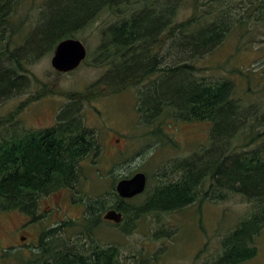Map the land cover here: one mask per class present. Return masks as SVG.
Segmentation results:
<instances>
[{"label": "trees", "instance_id": "trees-1", "mask_svg": "<svg viewBox=\"0 0 264 264\" xmlns=\"http://www.w3.org/2000/svg\"><path fill=\"white\" fill-rule=\"evenodd\" d=\"M17 1L0 0V97L23 90L22 80L27 81V71L22 66V56L52 50L60 41L73 37L102 10L115 12V17L124 14L119 7L126 2L50 0L46 4L48 10L55 5L63 7L64 1L79 5L65 10L58 20L13 47L19 33L15 34L16 26L10 18ZM141 1L131 14H124L126 17L121 20L116 17L102 34L105 39L100 54H105L102 59L110 64V69L100 84L109 93L117 94L155 76L148 88L145 86L147 90L138 96L136 110L144 123L155 121L161 106L177 120L208 122L210 140L207 148L177 161L174 165L179 173L177 180L151 193L145 191V198L137 208L132 209V203L128 202L135 198L120 199L113 186L116 200L107 208L135 221L148 213L175 211L196 202L222 201L228 192L238 194L254 202L253 213L222 240V251L212 264H242L256 256L253 242L264 229V109L259 112L255 106H243L235 97V83L230 79L198 77L200 69L194 60L211 54L232 31L247 30L249 21L264 25V0ZM129 5L132 8L133 4ZM180 5L191 11L182 21L177 19ZM167 40L173 60L167 68H161L164 55L159 52L162 46L163 53L166 52ZM25 59L28 62L32 58ZM244 72L251 75L249 70ZM180 75L184 78L179 82ZM96 87L81 93H62L68 102L58 110L57 122L51 129L21 127L18 132H9V126L17 124L13 120L20 110L0 118V127L6 126L7 132L0 138V213L15 211L34 216L41 197L76 188L81 162L88 156L96 158L101 154L97 135L86 128L81 114V104L93 101L101 93ZM85 197L82 194L79 200L83 203ZM102 197L84 202L81 224L84 228L91 219L99 217L93 213V204L104 208ZM127 202L131 204L126 205ZM73 227L72 221H66L59 229L68 231ZM77 235V239L65 241L55 235V230L45 229L40 236L43 264L116 263L115 247L99 250L93 245L92 255H85L80 245L83 237Z\"/></svg>", "mask_w": 264, "mask_h": 264}, {"label": "rangeland", "instance_id": "rangeland-1", "mask_svg": "<svg viewBox=\"0 0 264 264\" xmlns=\"http://www.w3.org/2000/svg\"><path fill=\"white\" fill-rule=\"evenodd\" d=\"M48 1H17L10 18V22L16 26L15 34L19 33L13 47L29 40L54 19L58 20L65 10L75 9L79 5L64 1L63 7L55 5L48 10ZM140 2L143 1L126 0L119 8L124 14H131ZM127 4H133L132 8ZM190 13V9L180 5L177 19L182 21ZM124 14L117 15V19L126 17ZM40 17L42 19L38 21ZM116 17L115 12L102 10L70 37L79 40L87 50L85 61L73 72L57 74L51 67L55 47L41 50L32 57L22 56L27 81L22 80L24 88L21 93L0 97V118L20 110L13 120L17 124L9 126V132H18L21 127L33 130L45 128L68 102L62 93H81L86 88L98 86L95 89L101 90V93L93 101L81 104V114L88 128L96 133L102 147L101 154L96 158L88 156L81 162V175L76 188L60 191L54 197L61 206L58 215L60 220L56 221L55 218L53 222L49 219L43 228L53 227L56 222L72 221L75 227L68 231L59 229L55 235L68 241L77 239L79 234L83 237L80 245H86L87 250L83 251L85 255L93 245H97L95 247L99 250L102 247H115L118 254L115 264H212L222 251V240L251 217L253 201L228 192L222 201L196 202L175 211L148 213L135 221L125 218L121 225L110 224L102 219L110 210L107 207L116 200L112 191L117 181L137 172L144 173L148 193L174 182L179 177L174 165L209 146L211 127L208 122L177 120L170 117L161 106L155 115L157 119L149 125L144 123L145 119L136 110L139 106L138 96L147 90L155 76L136 86H128L117 94L109 93L108 88L100 84L110 69V64L103 62L105 54H100L105 39L102 34L115 22ZM168 41L165 44L166 52L163 53V46L160 49L162 52H159L164 55L161 68H167L173 60ZM255 41L258 43H253ZM25 58L32 59L26 62ZM194 63L200 69L198 77L230 79L235 83V97L243 106H255L260 109L259 112L264 109V25L249 21L247 30L232 31L221 46L211 54L194 60ZM246 70L251 75L246 74ZM183 78L180 75L179 82ZM4 128L6 126L0 127V138L7 133ZM82 194L86 195L83 203L79 200ZM99 196H103L105 206L100 209L98 203L93 204V213L100 215L93 220V226L84 228L81 226L85 214L84 202L90 199L96 201ZM144 198L142 194L128 202L135 209ZM128 202L126 205L131 204ZM45 207L44 202L43 208L47 211ZM45 215L52 217V213ZM26 223V217L18 212L0 213V264H39L35 251L10 248L11 244H16L13 233ZM41 227H26L31 234L27 235L28 242H34ZM253 246L257 251L256 256L242 264H264V229L255 237Z\"/></svg>", "mask_w": 264, "mask_h": 264}, {"label": "water", "instance_id": "water-1", "mask_svg": "<svg viewBox=\"0 0 264 264\" xmlns=\"http://www.w3.org/2000/svg\"><path fill=\"white\" fill-rule=\"evenodd\" d=\"M86 57L84 45L77 39L69 38L58 43L51 58V67L58 72L67 73L79 67ZM146 176L138 172L129 178H123L115 184V192L123 200L132 199L141 195L146 188ZM106 221L119 224L122 220L121 213L109 210L103 215Z\"/></svg>", "mask_w": 264, "mask_h": 264}, {"label": "flooded vegetation", "instance_id": "flooded-vegetation-1", "mask_svg": "<svg viewBox=\"0 0 264 264\" xmlns=\"http://www.w3.org/2000/svg\"><path fill=\"white\" fill-rule=\"evenodd\" d=\"M129 5V4H127ZM55 47V46H54ZM54 50V49H53ZM57 74H68L70 72H67V73H62V72H58L56 71ZM57 114L55 116H53V121L48 125L46 126L45 128H41V129H36V130H46V129H51L52 127L55 126L56 122H57ZM83 118V116H82ZM84 120V123L86 125V128H88L86 122H85V119L83 118ZM26 130H33V129H27L26 127H24ZM101 151H102V147H101ZM60 191L62 192H66L68 191V189H62V190H59V191H55V192H52V193H49L47 195H44L43 197L40 198L39 200V206H38V211L34 214V216H29V215H23L26 217V220H27V223L24 225V224H21L20 225V228L18 229V232H14L13 233V236L16 237V244H11L10 248H13L14 250H18V249H23L26 248V249H31L33 251H35V255L37 256V259L39 261V264H43V249H42V243L40 242L41 239H40V236L41 234L43 233V231L46 229V230H55V233L58 232L59 230V226L68 221V220H65L63 222H59V223H55V226H53V224H51V226L53 227H46V228H43L44 227V224L48 223L49 219H51L53 222H54V219L57 218L56 221H59L60 220V217L58 215L59 212H61V206H60V203H58L57 201L54 200V197H56ZM46 203V207L47 208V211L43 208V203ZM115 210V209H114ZM46 213H52V217L50 218V215H45ZM122 214V213H121ZM100 215V214H99ZM102 219H103V216H102ZM103 221L105 222H109L110 224L112 222L110 221H106L103 219ZM52 222V223H53ZM125 222V218L123 217L122 215V221L119 223V224H115V225H121ZM93 220L91 219L88 223H87V228L88 227H91L93 226ZM114 224V223H112ZM37 225H42V227L40 228L41 231H39V233L37 235H35L34 237V242H28L27 240V235H31L28 230H26V227H32V226H37ZM24 234V235H23ZM17 239H19V241H17ZM86 245H83V249H85ZM88 255H92V252H91V249H92V246H90V248H88ZM90 252V253H89Z\"/></svg>", "mask_w": 264, "mask_h": 264}, {"label": "bare ground", "instance_id": "bare-ground-1", "mask_svg": "<svg viewBox=\"0 0 264 264\" xmlns=\"http://www.w3.org/2000/svg\"><path fill=\"white\" fill-rule=\"evenodd\" d=\"M86 54H87V53H86ZM85 58H86V57H85ZM84 60H85V59H84ZM84 60H83V61H84ZM83 61H82V62H83ZM82 62H81V63H82Z\"/></svg>", "mask_w": 264, "mask_h": 264}]
</instances>
